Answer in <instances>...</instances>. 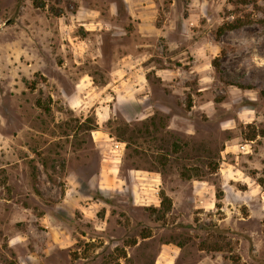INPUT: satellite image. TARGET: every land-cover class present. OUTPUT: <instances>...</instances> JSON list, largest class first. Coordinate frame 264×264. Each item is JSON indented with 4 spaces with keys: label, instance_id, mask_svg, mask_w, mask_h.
Returning a JSON list of instances; mask_svg holds the SVG:
<instances>
[{
    "label": "rangeland",
    "instance_id": "obj_1",
    "mask_svg": "<svg viewBox=\"0 0 264 264\" xmlns=\"http://www.w3.org/2000/svg\"><path fill=\"white\" fill-rule=\"evenodd\" d=\"M263 10L0 0V264H264Z\"/></svg>",
    "mask_w": 264,
    "mask_h": 264
},
{
    "label": "trees",
    "instance_id": "obj_2",
    "mask_svg": "<svg viewBox=\"0 0 264 264\" xmlns=\"http://www.w3.org/2000/svg\"><path fill=\"white\" fill-rule=\"evenodd\" d=\"M249 0H241L242 3L247 4ZM251 1H258V0H251ZM264 2V0H261ZM264 13V10H263ZM262 23L264 25V18L262 20ZM233 25L232 24H227V25H223L218 29V35H222V33H224V31L226 30H231L233 29ZM263 39H264V34H263ZM171 206V202L170 199L163 193L160 192V207L159 208H150V210L154 213H156V215L161 214V212H163V208L167 207V209ZM162 209V210H161ZM159 217V216H158ZM163 217V216H160ZM142 238H146V236L142 237ZM134 243V242H133Z\"/></svg>",
    "mask_w": 264,
    "mask_h": 264
},
{
    "label": "crops",
    "instance_id": "obj_3",
    "mask_svg": "<svg viewBox=\"0 0 264 264\" xmlns=\"http://www.w3.org/2000/svg\"><path fill=\"white\" fill-rule=\"evenodd\" d=\"M78 86V85H77ZM82 89V88H81ZM108 114L105 112L104 108H102V116L105 117L107 116ZM109 116V115H108ZM107 119V118H106ZM117 144H120V143H117Z\"/></svg>",
    "mask_w": 264,
    "mask_h": 264
}]
</instances>
